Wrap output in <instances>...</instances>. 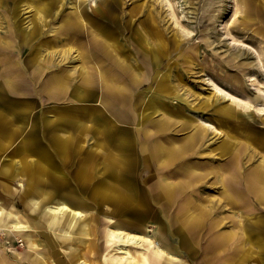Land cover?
Listing matches in <instances>:
<instances>
[{
	"label": "rangeland",
	"instance_id": "obj_1",
	"mask_svg": "<svg viewBox=\"0 0 264 264\" xmlns=\"http://www.w3.org/2000/svg\"><path fill=\"white\" fill-rule=\"evenodd\" d=\"M48 11L41 15L33 0H0V112L18 127L14 135L0 134V169L10 172L0 195L14 218L50 248L44 223L27 201L26 171H13L21 140L49 155L56 170L46 178L57 195L58 179L80 189L77 169L94 146L95 182L115 177V188L132 197L125 206L94 202L83 189L91 208L82 224L91 227L93 216L100 250L110 232L102 226L115 222L140 235V244L119 245L133 258L146 255L151 243L168 264H203L201 252L210 244L217 253L213 241L221 232L228 244L221 264L251 255L249 247L258 253L256 239L264 236V0H58ZM89 87L104 93V109L114 115L100 109L95 123L87 122L99 129L94 138L88 129L80 133L81 119L70 110L69 117L57 116V106L72 108L76 92ZM224 106L231 116L215 112ZM61 127L74 140L60 158L54 136L63 135ZM157 143L179 153L166 162L145 154ZM38 157L33 175L43 181L38 174L48 168ZM67 191L52 201H65ZM187 212L195 223L183 219ZM246 228H257L249 240ZM28 250L16 233L0 230V264H28ZM110 253L130 259L115 248ZM253 261L259 264H244Z\"/></svg>",
	"mask_w": 264,
	"mask_h": 264
},
{
	"label": "bare ground",
	"instance_id": "obj_2",
	"mask_svg": "<svg viewBox=\"0 0 264 264\" xmlns=\"http://www.w3.org/2000/svg\"><path fill=\"white\" fill-rule=\"evenodd\" d=\"M46 1H49L48 3ZM58 1V0H33L35 6H37L38 11L41 15H47L49 13L48 6L51 2ZM61 1V0H60ZM79 1V0H78ZM75 7L79 8L81 13H84L80 5L74 4ZM73 6V7H74ZM144 38V37H142ZM162 89H165V85H161ZM171 88V87H170ZM215 88V87H214ZM173 89V88H172ZM176 90V88H175ZM220 90V89H219ZM240 105H248L241 99L237 100ZM218 114L222 116H229L232 112L230 108L224 106L220 109L215 110ZM232 115V114H231ZM230 115V116H231ZM206 126H209L208 123H205ZM63 138V137H61ZM194 139V136L191 138ZM65 141V138L63 139ZM64 145V144H63ZM222 151H226L225 147H222ZM179 153L178 149H174V147H166L161 144H156L152 147L150 152L145 154H151L156 159L160 160L161 162H166L170 157ZM115 161L112 162V166L115 167ZM176 164V163H175ZM38 173H43L44 170L42 169L41 165H38ZM111 166V164H110ZM31 170V179L27 183L30 187V192L34 194L35 197L39 195L42 197L39 201L31 199L28 201L30 204L31 212H35L37 218H39L44 223V227L47 231L48 241L50 243V248H45L44 241L40 240L39 236L30 230L26 223L22 222L18 218H14L8 211V200L5 199V196L2 197L0 195V230L9 229L16 233L21 239L25 240L26 246L29 248L28 252L23 257L24 260L27 261L28 264H168L172 263V261L167 260L164 258V252L158 253L154 248H157L158 245L155 244H145L146 246V255H140L138 257L133 258L124 247L122 248L121 243L123 244H140L141 238L140 235L128 233L124 229L123 225H119L115 222H108L105 223L102 228L109 229L110 232L106 233L105 236V244H103L102 250H100L99 246V227L97 224L94 223L93 216H89V220H93V224L91 227L82 224V220L86 219L83 210L88 211L89 209L85 207V204L81 199L77 198L74 194H72L70 189H68L67 193L64 195L65 201H51L46 199V190L43 186L39 184L43 183L42 180H35L34 173L37 171V168L32 166ZM41 171L39 172V170ZM113 169V168H112ZM113 172V171H112ZM9 171L7 168H3L0 170V184L2 188H8L9 183L6 179L8 177ZM87 167L84 168L80 173V181L79 186H86L89 182L87 177ZM115 178V177H113ZM113 178L110 177L112 180ZM34 179V180H33ZM109 182L100 181L97 188L94 190V195L98 198L97 201L99 202H106V203H116L120 205H127L132 197L128 196L127 192L116 189L115 185L113 184V180ZM115 181V180H114ZM164 181V180H163ZM175 181V180H174ZM255 182L259 186V182L255 180ZM261 201V200H260ZM84 208V209H83ZM220 208V207H219ZM189 209V208H188ZM184 212V211H183ZM182 213V212H181ZM180 215V214H179ZM84 216V217H83ZM183 219L187 221V224H193L197 221L195 215L192 213H185L183 215ZM36 224V223H35ZM42 224V223H41ZM37 225V224H36ZM87 225V224H86ZM88 227V228H87ZM37 229V228H36ZM34 229V231L38 230ZM190 229V227H189ZM257 228H246L244 229L245 238L249 240V236L252 232L257 231ZM141 227H136V231H141ZM233 232V231H232ZM104 234V232H103ZM156 234V233H155ZM193 234V233H192ZM191 236V235H190ZM231 236V235H229ZM149 237V236H148ZM147 237V238H148ZM215 240L213 243L218 245L220 248L217 253L214 254L212 248H210L208 244L204 251L201 252L202 255V262L203 264H211V262H218L221 264L224 259L221 256L222 252H225L227 249L228 244L225 243L227 238V233L221 232L220 235L214 237ZM242 242L243 237H241ZM148 240V239H145ZM163 244V240L161 241ZM256 245L258 248V253H255L251 250V255L245 254L242 259L237 260L236 264H244L247 259H252L255 261H259V264H264V236H260L256 239ZM200 244V243H199ZM164 245V244H163ZM238 244H234L236 248L233 249L237 252L239 251ZM120 250L121 253L127 258H130L128 261H123V259H117L112 257L110 252L112 250ZM212 250V251H211ZM210 252V254H209ZM241 253V252H240ZM252 256V254H254ZM102 254V255H101ZM262 255V256H261ZM16 257V256H15ZM101 257H105L104 260H101ZM132 257V258H131ZM100 258V259H99ZM16 260V258H14ZM18 262V261H17ZM233 262V261H232ZM257 262L253 261V264Z\"/></svg>",
	"mask_w": 264,
	"mask_h": 264
},
{
	"label": "crops",
	"instance_id": "obj_3",
	"mask_svg": "<svg viewBox=\"0 0 264 264\" xmlns=\"http://www.w3.org/2000/svg\"><path fill=\"white\" fill-rule=\"evenodd\" d=\"M75 95L77 96V100L76 101H72V103L75 104V105H71L72 108H69L70 106H66V105L65 106H63V105L57 106V107H59V109H58L59 113L57 114V116H58V118H61V119L69 117L67 112L70 110L72 112V114L74 113V115H71V116H75L77 118L80 117V119H81L79 122L76 123V127L79 130H81L80 133H83L84 131H86V129H88V133L92 135V138H94V135H98L97 131L99 129L98 130L97 129L94 130V128H92V127L89 128L88 123L89 122L95 123L94 118H98L100 116L99 115L100 109H103L104 112H106V110L104 109V106H105V104L107 102V99L104 96L103 92L99 93L98 91L93 89V87L81 88V90L76 92ZM89 100H95L96 103L95 104L89 103L88 102ZM106 114L109 116V118H114V115H111L108 112H106ZM13 118H14L13 116L6 117L0 112V134L1 135L5 131H9L8 133L10 135H14L15 132L18 131V127H16L15 124H13L14 123V119ZM89 119L92 120V121H85V120H89ZM61 129H62V132H64L63 135H60V133L57 131V132H55V136H54L55 137L54 140H55V143L57 145V150H56L55 154L57 156H59L60 158L61 157H65L68 144L71 141V138L69 137L70 135L68 134L69 133L68 132V128L67 127H61ZM65 130H66V132H65ZM61 137H63V138H61ZM64 138H65V141H63ZM74 138L76 140L79 139L76 136ZM73 140L74 139L72 138V141ZM76 140H75V144H77ZM96 140H97V138H96ZM2 143H3V141H2L1 136H0V149L3 146ZM19 144H20V148L16 149V151L18 153L15 152L17 154V156H18V161H16L17 165H15L13 163V165H14L13 167H15L13 169V171L14 172L15 171L18 172L20 170L19 168L24 169L26 171L25 174H26V184H27L30 181L31 177H32L30 172H31V170L33 168L32 167L33 164L39 158L38 155L44 156L39 161H41V163H45L47 165L48 169H47V171L45 172L44 175L38 174V176L39 177L41 176L42 179H43V183H41L39 185L43 186V188L46 190L45 196H46L47 200L51 199V201H52V199H54V198L61 199V197L63 195L62 193L65 192L66 189H70L71 190L70 192L72 194H74L75 196H77V198L81 199V201L84 202L85 207H87L89 209L91 207H90V204L88 202H86L87 198H86L85 193H83V189L86 188V191L88 190L89 193H90L91 199L94 202H96V200H98V198H96V196L93 193H94V190L99 185L100 181L109 182L111 180V179H109V180L100 179V180L97 181V183L95 182L96 179L94 177H95L97 169H96L95 162L93 160V156L95 155V151L96 150L94 149V146H91V149L88 150V152H86L87 156H88V160L85 163H82V165H80L79 168L77 169V175H78L77 182L79 183V181H80V179H79L80 178V173H81V171L84 168L87 167L86 177H87V179L89 181V182H87L88 184L86 186H84V187L83 186H79L80 189H78L77 187H75L77 189H73V188L69 187V185L67 184L66 180L58 179V182L60 183V185L62 187V190H61L62 192L59 193V195H57L56 192L50 187L49 180L46 178L47 172H51V170H52L51 167H50L51 166V162H50V159H49V155L47 153H45V152H36L34 150L33 146L29 147L30 144H29V140H27V139L21 140V142ZM159 144H161V143H159ZM161 145H163V144H161ZM32 154H35L36 156L33 157ZM55 170L53 169L52 171H55ZM54 173H56V172H54ZM17 175H18V173L14 174V177H16ZM8 178L9 177H7L6 179H8ZM44 181H46V182L44 183ZM27 189H28V196H27L28 200L27 201H31V199L39 201L40 198H42L40 195L38 197H35L34 194L32 192H30V187L28 186V184H27ZM83 213H87V211L83 210ZM24 256H25V254H24Z\"/></svg>",
	"mask_w": 264,
	"mask_h": 264
}]
</instances>
